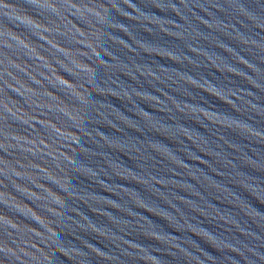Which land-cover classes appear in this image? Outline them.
Returning a JSON list of instances; mask_svg holds the SVG:
<instances>
[{"label":"water","instance_id":"95a60500","mask_svg":"<svg viewBox=\"0 0 264 264\" xmlns=\"http://www.w3.org/2000/svg\"><path fill=\"white\" fill-rule=\"evenodd\" d=\"M0 264H264V0H0Z\"/></svg>","mask_w":264,"mask_h":264}]
</instances>
